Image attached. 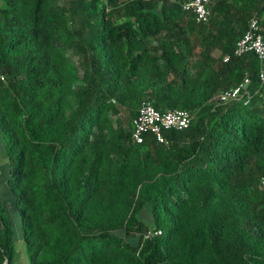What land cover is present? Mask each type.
<instances>
[{
	"label": "trees",
	"instance_id": "16d2710c",
	"mask_svg": "<svg viewBox=\"0 0 264 264\" xmlns=\"http://www.w3.org/2000/svg\"><path fill=\"white\" fill-rule=\"evenodd\" d=\"M188 1L0 0V135L31 264H264V81L233 54L254 14L264 39V0H209L204 23ZM246 76L247 100L211 101ZM142 101L193 118L134 143L111 115L132 128Z\"/></svg>",
	"mask_w": 264,
	"mask_h": 264
},
{
	"label": "built area",
	"instance_id": "2783aa9c",
	"mask_svg": "<svg viewBox=\"0 0 264 264\" xmlns=\"http://www.w3.org/2000/svg\"><path fill=\"white\" fill-rule=\"evenodd\" d=\"M182 8L193 14L196 22L204 23L210 18L209 0H190L182 4ZM253 52L260 63L259 77L264 81V39L261 33L259 18L256 14L252 15L248 21L247 29L243 36L238 40L233 54L236 56ZM230 55H224L223 61H227ZM0 79H4L0 73ZM249 78L246 76L235 86L226 88L214 95L211 101L219 104L230 100L249 97L247 85ZM193 113L184 108H172L165 111L156 109L149 101H142L138 107L136 116L132 119L130 140L134 143H142L145 134H152L158 142H165L163 132L169 129L181 130L186 128ZM260 185L264 189V176L260 178ZM160 234L161 231L155 232Z\"/></svg>",
	"mask_w": 264,
	"mask_h": 264
},
{
	"label": "rangeland",
	"instance_id": "374dc122",
	"mask_svg": "<svg viewBox=\"0 0 264 264\" xmlns=\"http://www.w3.org/2000/svg\"><path fill=\"white\" fill-rule=\"evenodd\" d=\"M66 2V0H62ZM68 56L77 65L78 73L80 76L83 74L80 57L68 49ZM130 110L126 107L122 109L120 114L113 113L111 115L113 129L117 130L119 125L123 127L125 131H130ZM7 159L3 150V139L0 135V200L4 203L6 211L9 215L13 230V264H31L29 252L23 239L22 234V220L19 209L15 206V196L13 191L7 184L8 170L4 164L7 165Z\"/></svg>",
	"mask_w": 264,
	"mask_h": 264
}]
</instances>
